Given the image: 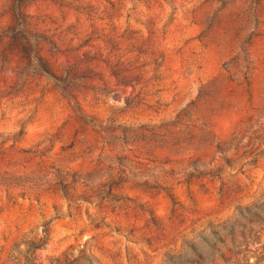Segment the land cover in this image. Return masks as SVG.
<instances>
[{
    "label": "rangeland",
    "instance_id": "rangeland-1",
    "mask_svg": "<svg viewBox=\"0 0 264 264\" xmlns=\"http://www.w3.org/2000/svg\"><path fill=\"white\" fill-rule=\"evenodd\" d=\"M0 264H264V0H0Z\"/></svg>",
    "mask_w": 264,
    "mask_h": 264
},
{
    "label": "trees",
    "instance_id": "trees-1",
    "mask_svg": "<svg viewBox=\"0 0 264 264\" xmlns=\"http://www.w3.org/2000/svg\"><path fill=\"white\" fill-rule=\"evenodd\" d=\"M14 18L22 27L25 26V22L22 18V15L20 14L18 6L14 7Z\"/></svg>",
    "mask_w": 264,
    "mask_h": 264
}]
</instances>
